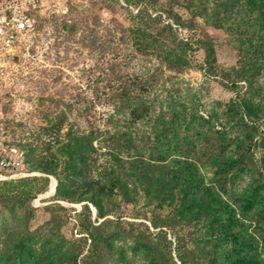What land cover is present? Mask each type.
Masks as SVG:
<instances>
[{"label":"trees","instance_id":"trees-1","mask_svg":"<svg viewBox=\"0 0 264 264\" xmlns=\"http://www.w3.org/2000/svg\"><path fill=\"white\" fill-rule=\"evenodd\" d=\"M136 1L141 7L135 16L130 12L131 26L123 32L129 45L155 56L161 72L188 69L197 41L181 38L164 22L155 31L152 23L162 21L153 17L160 0ZM186 6V24L169 15L179 28L191 35L197 18L209 20L238 52L230 69L215 65L212 44L206 55V69L238 90L223 129H211L202 118L203 130L186 137V105L158 109L151 99L157 70L132 75L112 91V129L62 133L64 116L48 120L30 142L12 144L26 151L30 172L42 176L0 182V216L22 213L21 231L10 234L15 240H0V264H130L117 248L127 233L145 264H264V0H188ZM123 122L132 126L124 130ZM145 122L150 132L140 131ZM103 149L108 152L100 154ZM200 160L215 169L218 184L207 182ZM231 176L249 178L238 195L241 203L228 194ZM50 178L58 183L56 201L84 204L87 221L80 220L81 237L72 242L53 230L30 231L36 215L31 203L47 191ZM55 208L62 207L52 208L57 222ZM126 216L150 226L136 229L123 221Z\"/></svg>","mask_w":264,"mask_h":264},{"label":"rangeland","instance_id":"rangeland-1","mask_svg":"<svg viewBox=\"0 0 264 264\" xmlns=\"http://www.w3.org/2000/svg\"><path fill=\"white\" fill-rule=\"evenodd\" d=\"M130 1L128 7L124 0H62L60 4L51 2L36 13V29L16 48L12 68L0 87V103L11 129L12 144L25 145L40 127L47 125L48 120L61 121L63 116L62 133L72 127L82 131L112 129V116L116 112L109 100L110 94L132 75H141L148 70H157V84L151 99L158 109L173 104L181 109L179 103L186 105V137L203 130L202 118L211 129H223L222 124L238 90L227 88L217 71L206 69V55L212 44L215 65L232 68L238 52L228 35L203 18L196 19L198 30L190 35L169 17L174 15L186 24L191 19L186 6L188 0H160L153 17L161 16L162 21L152 23V29L159 31L164 23L175 25L181 38L197 41L196 50L189 57L188 69L180 72L163 69L161 72L157 58L138 53L123 33L131 26L130 17L137 15L141 7L136 0ZM129 126L132 125L122 124L124 130ZM139 128L143 132L151 131L146 122ZM107 152L103 149L100 154ZM199 166L209 184L220 182L215 169L205 160H200ZM35 176L42 175L31 172L30 177ZM237 177H230L227 189L230 199L241 203L238 195L249 183V178ZM55 188L56 180L50 178L47 191L32 201L36 215L30 222V231L45 235L53 230L55 235L72 242L81 237L80 220L87 221V216L81 215L84 204L56 201ZM57 204L62 209L55 208L57 222H54L52 208ZM93 213L94 220L95 208ZM21 218V209L15 218L0 216L2 242L10 239L11 244L15 240L10 234L21 231ZM123 221L134 223V227L141 230L144 229L141 224L150 226L149 221L142 218L126 216ZM127 235V239L117 244L119 253H126L130 264H145L142 254ZM169 238L174 242L171 236ZM173 257L178 260L175 251Z\"/></svg>","mask_w":264,"mask_h":264},{"label":"built area","instance_id":"built-area-1","mask_svg":"<svg viewBox=\"0 0 264 264\" xmlns=\"http://www.w3.org/2000/svg\"><path fill=\"white\" fill-rule=\"evenodd\" d=\"M51 2L62 0H0V87L12 68L16 48L36 29V13ZM10 131L0 103V182L31 176L25 151L11 145Z\"/></svg>","mask_w":264,"mask_h":264},{"label":"water","instance_id":"water-1","mask_svg":"<svg viewBox=\"0 0 264 264\" xmlns=\"http://www.w3.org/2000/svg\"><path fill=\"white\" fill-rule=\"evenodd\" d=\"M56 180V179H55ZM57 185H58V183H57V181H56V188H57ZM56 188H55V193H54V195L56 194Z\"/></svg>","mask_w":264,"mask_h":264},{"label":"bare ground","instance_id":"bare-ground-1","mask_svg":"<svg viewBox=\"0 0 264 264\" xmlns=\"http://www.w3.org/2000/svg\"><path fill=\"white\" fill-rule=\"evenodd\" d=\"M55 192V191H54Z\"/></svg>","mask_w":264,"mask_h":264}]
</instances>
